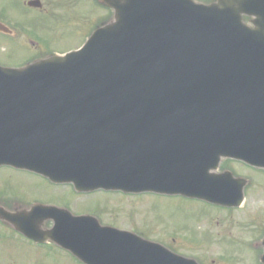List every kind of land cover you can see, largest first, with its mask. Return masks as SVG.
Returning <instances> with one entry per match:
<instances>
[{
    "label": "water",
    "instance_id": "95a60500",
    "mask_svg": "<svg viewBox=\"0 0 264 264\" xmlns=\"http://www.w3.org/2000/svg\"><path fill=\"white\" fill-rule=\"evenodd\" d=\"M105 3L113 20L80 51L0 66V166L79 192L240 207L248 182L218 171L264 169V0ZM18 217L20 233L83 264H189L91 216L36 205Z\"/></svg>",
    "mask_w": 264,
    "mask_h": 264
},
{
    "label": "flooded vegetation",
    "instance_id": "af4514ba",
    "mask_svg": "<svg viewBox=\"0 0 264 264\" xmlns=\"http://www.w3.org/2000/svg\"><path fill=\"white\" fill-rule=\"evenodd\" d=\"M112 16L113 10L105 0H0V65L25 67L78 50ZM35 179L41 182L37 189ZM91 196L77 193L72 185H57L29 171L0 167V243L13 250L35 246L13 226L19 213L36 204L72 210L78 200ZM102 212L106 211L96 204L93 211L77 214H91L109 224L104 222ZM212 226L204 233L193 229L187 234L143 237L161 243L194 264H264V234H219L213 233ZM0 264L17 262L8 253L0 255Z\"/></svg>",
    "mask_w": 264,
    "mask_h": 264
},
{
    "label": "rangeland",
    "instance_id": "374dc122",
    "mask_svg": "<svg viewBox=\"0 0 264 264\" xmlns=\"http://www.w3.org/2000/svg\"><path fill=\"white\" fill-rule=\"evenodd\" d=\"M204 2L205 0H199ZM237 175L250 180L247 202L238 210L219 211L199 201L181 197H164L152 194L126 196L119 193L98 192L74 204L75 212L93 211L101 206L105 223L118 228L149 236L187 234L189 230L204 233L209 225L213 233L254 235L264 234V176L240 163H226ZM15 181V180H14ZM36 189L41 182L34 180ZM33 184V185H34ZM96 199V200H95ZM74 200V199H73ZM50 226V225H48ZM47 226V227H48ZM3 235V234H0ZM26 245V244H24ZM6 248L0 243V255H9L17 264H78L66 253L52 246Z\"/></svg>",
    "mask_w": 264,
    "mask_h": 264
}]
</instances>
